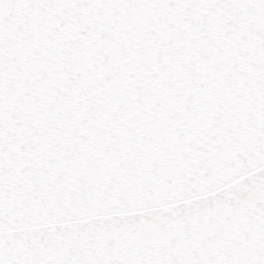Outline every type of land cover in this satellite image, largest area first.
<instances>
[{"label":"snow or ice","instance_id":"6c2138e0","mask_svg":"<svg viewBox=\"0 0 264 264\" xmlns=\"http://www.w3.org/2000/svg\"><path fill=\"white\" fill-rule=\"evenodd\" d=\"M0 264H264V0H0Z\"/></svg>","mask_w":264,"mask_h":264}]
</instances>
